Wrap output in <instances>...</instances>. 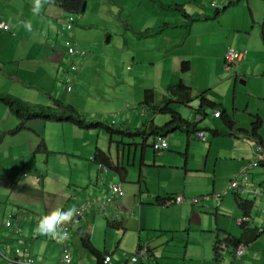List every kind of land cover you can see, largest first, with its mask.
I'll use <instances>...</instances> for the list:
<instances>
[{
	"label": "crops",
	"instance_id": "1",
	"mask_svg": "<svg viewBox=\"0 0 264 264\" xmlns=\"http://www.w3.org/2000/svg\"><path fill=\"white\" fill-rule=\"evenodd\" d=\"M208 2L210 12L205 8ZM224 2L87 0L86 11L89 3L92 8L94 4L98 17L107 5L111 15L107 19L116 20L120 29L114 32L115 49H104L100 34L95 44L83 42L86 27L92 25L85 15L76 24L72 16L69 36L59 30L68 25L70 15L49 0H0V23L10 28L0 29V94L34 105L68 99L76 106L71 100L75 87L90 71L99 76L97 71L104 69L120 89L110 95L90 94L88 98L99 106L84 113L117 125L122 132L109 135L69 123L33 120L11 134L19 120L0 103V264H28V259L34 264H63L62 240L40 235L36 230L40 219L72 210L86 199L106 198L115 183L125 191L117 206L88 212L66 240L72 264H217L215 244L221 241L225 247L226 238L238 239L242 218L260 234L248 244L240 243L245 247L240 257L226 248L220 264H264V195L236 190L225 195L219 207L212 200L206 206L189 200L223 191L259 156L257 147L264 150V0H228L220 8ZM216 9L218 15L208 17ZM98 24L105 37L108 20ZM66 37L80 49L99 48V53L95 49L85 58L75 57L82 61L70 91L65 86L72 75ZM106 39L104 44L114 37L107 34ZM229 49L243 51L244 59L226 71L224 55ZM182 62L189 63L188 71H181ZM180 81L191 88L187 104L169 93ZM146 90L153 91L150 104H145ZM166 105L190 126L165 132L168 148L158 155L150 127L171 121L170 113L160 111ZM215 111L221 115L214 116ZM210 118H220L222 124L208 125ZM227 118L234 122L231 129ZM256 122L261 123V143L251 134ZM136 129L140 131L133 133ZM211 130L223 134L214 136ZM52 131L56 137L50 139ZM202 131L204 141L197 137ZM98 150L118 170L96 161ZM248 175L252 183L264 186V162L249 169ZM176 194L185 201L164 204ZM237 196L252 203L249 214L237 207ZM111 212L122 219L112 220ZM83 235L90 238L95 255L82 246ZM142 244L148 246V256L132 262ZM106 256L110 261L104 263Z\"/></svg>",
	"mask_w": 264,
	"mask_h": 264
},
{
	"label": "trees",
	"instance_id": "2",
	"mask_svg": "<svg viewBox=\"0 0 264 264\" xmlns=\"http://www.w3.org/2000/svg\"><path fill=\"white\" fill-rule=\"evenodd\" d=\"M86 0H49V3L51 5H57L60 8H62L66 13L72 14V15H81L83 14L82 6L83 3ZM164 8H171L170 6H164ZM175 8H181L180 6H176ZM219 9H216L211 16H208L210 18L215 17L219 13ZM200 18V17H196ZM196 18H192L191 20L194 21ZM181 71L186 72L189 70V63L188 62H182L181 64ZM170 95L177 96V99L182 104H187V102L190 100L191 95V88L185 84L183 81H180L174 86L170 87L169 91ZM153 101V91L152 90H146L145 92V104H150ZM0 103L4 104L9 108V110L18 118L19 123L18 125L12 130L11 134H16L23 129H26L27 124L30 121L33 120H42V121H54L57 123H69L72 124L80 129H86V130H104L107 134L113 135V134H121V129L119 127H116L114 124H110L109 122H106L105 120L102 121H90L87 122L86 118L83 115H80L72 105L64 103L59 100H54L55 107H50L49 105L43 106V105H34L30 104L26 101H23L19 98H16L11 95H4L0 94ZM161 112L170 113L171 114V121L163 125L161 127L157 125H152L150 128L152 130V134L155 135V138L159 136H163L165 132H171L175 130H180L184 127L190 126L178 113H175L170 110L168 105L166 107L160 110ZM198 112L202 111L201 108L197 109ZM226 126L228 129H231L234 125L233 120L230 118H227L226 120ZM261 123L256 122L252 125L251 134L253 138L258 142L261 143V138L258 134V130ZM192 126V125H191ZM140 129H136L132 131L133 133L139 132ZM212 134L214 136L222 135L223 133H220L219 131H212ZM100 155H104L99 150L97 151L95 155V160L98 162L103 163L108 168H112L115 170H118V167L114 166L109 161H105L103 158L100 157ZM105 156V155H104ZM236 204L237 207L244 213L249 214V212L252 209V203L248 200H245L241 198L240 196L236 197ZM110 226L116 227L115 223H109ZM242 233L241 236L238 239L235 238H226L224 241L225 247L222 245L221 241H217V243L214 246V259L217 264L222 263L223 260V251L226 250V248H230V250L235 252V248L240 243L248 244L249 242L255 240L258 235L260 234L259 228H249L245 224L241 225ZM82 246L90 252V254L95 255L96 250L92 246V243L90 241V238L86 235H83L81 238Z\"/></svg>",
	"mask_w": 264,
	"mask_h": 264
},
{
	"label": "built area",
	"instance_id": "3",
	"mask_svg": "<svg viewBox=\"0 0 264 264\" xmlns=\"http://www.w3.org/2000/svg\"><path fill=\"white\" fill-rule=\"evenodd\" d=\"M72 27V17L70 16V22L68 25L64 28L70 29ZM0 29H3L5 31H9L10 28L5 23H0ZM64 47L66 50V53L69 57H86V51L83 49H80L77 47L76 43L72 41L71 39L66 38L64 40ZM244 59V52L238 51L235 49H229L225 55H224V69L226 71H230L231 69L235 68L239 65V63ZM71 76L67 77V84L66 89L70 91L72 89L71 84V78L74 79L77 76V67L75 64H72L71 66ZM221 115L220 111H215L214 116L219 117ZM200 117H197V120H199ZM205 132H197V137L204 141L205 139ZM154 151L156 154L160 155L162 154L167 148H168V141L166 137L159 136L157 137L152 145ZM259 156L251 161L247 167L242 170V172L239 175L238 179L232 180L223 191L214 192L212 195L207 196H196L190 198V203L192 205H203L206 206L208 204L209 200H212L214 205L216 207H219L223 197L229 193H232L236 190H240V192L246 193V194H253L255 196H263L264 195V186L256 185L252 183L248 178V170L254 167L259 166L261 163L264 162V150L261 146L257 147ZM110 194L106 198H100V199H86L84 201H80L78 205L72 209L74 210L73 218L71 221L65 223L62 225V232L61 235L64 236L63 239H61V249H62V255H63V264H72V253L69 250V248L66 245V240L69 238L72 232H76L80 222L85 218L88 212L90 211H96V212H105L107 209H113L117 206L118 201L122 199L125 196V191L121 185V183H115L111 184L109 186ZM185 201V197L182 194H176L174 196H170L167 199H165L164 204L170 205V204H180ZM68 211V210H66ZM110 217L114 221H120L122 218L118 213H110ZM245 221V218H242L238 220L239 224H243ZM11 225L10 221L6 222V226L9 227ZM244 245L239 244L235 248V256L240 257L244 252ZM148 246L146 244L140 245L139 249L136 251V253L131 256L130 260L132 262L138 261L139 258L147 257L148 256ZM110 261V257L106 256L104 257V263H107ZM28 264H34L33 259L27 260Z\"/></svg>",
	"mask_w": 264,
	"mask_h": 264
},
{
	"label": "rangeland",
	"instance_id": "4",
	"mask_svg": "<svg viewBox=\"0 0 264 264\" xmlns=\"http://www.w3.org/2000/svg\"><path fill=\"white\" fill-rule=\"evenodd\" d=\"M227 1L228 0H225V2H227ZM86 2H87V0H86ZM209 2H208V4H206V5L204 4V5H205V8L210 12L211 10L209 8L210 7ZM225 2H224V5L221 4L220 8H222L223 6H225ZM94 8H97V7L93 4V8H92V4L89 3V6L87 8V11L85 10L83 12V14H81V15H72V14H69V15L71 17L72 16H75V24L77 23L78 20L81 19V16H83V15H85L84 16L85 20L89 24H92V25H89V26L86 27V30H85L86 32L83 34V37L82 38H83V42L84 43H86V44H92V43H94L93 40L97 39L98 38L97 35L100 34L99 40L100 39L103 40L102 45H104L102 47H104V49H108V48L109 49H115V44L114 43L117 41L118 35H116V33H114V32H117L118 30H120L118 28L117 21L116 20L107 19V17L111 16L110 13H109V10H108L107 5H103L102 6V9L104 10V15H100L99 17L97 16L96 12L94 11ZM177 15L180 16L179 13H177ZM72 19H73V17H72ZM105 19L108 20L109 25H110V27H109V33H107V34L113 35V37H114V40H113L112 43L110 42V43H106V44H104V41L106 39L107 34L105 35V37H103L102 36V32L98 31V29H97V27L99 25L98 22L102 25V23L105 21ZM64 27H65V25L61 26L59 31L61 33H67L70 36V33H71L72 28L71 29H68V28H64ZM75 27L82 28V27L77 26V25H75ZM74 29H76V28H74ZM66 38L70 39L69 37H66ZM78 43H79V40H78ZM82 49L85 50L86 53H89V54H91V52H95V49H96V52L99 53V51H98L99 48H97V47H93V49H92L91 47L83 46ZM70 59H71V63L69 65L71 66L72 64H75L76 67H77V70H78V74H79V72H80V64H81V63H79V61H82V60H80V58H71V57H70ZM75 59H77V60H75ZM97 74H100V75L99 76L98 75L95 76L90 71L88 73V75L86 76L84 82L81 83L80 86H78V87H75L74 86L75 87V91L74 92L75 93H79L80 96L75 95V93L71 94L73 96V98L71 100L72 101H76V106H74V105H72V106L74 107V109L80 115H83L86 118L87 122L95 121V118L92 115H87L86 113H84V110H87L88 111V110H90L92 108H93V110H96V108L99 106V102H95L94 100H90L88 98V96L90 94H93V96H94V94H97L98 91H103L107 95H110L113 92V90L115 91V89L117 87H118V90L120 89L119 86L114 85V80L110 76L106 75V72H105L104 69L98 70L97 71ZM78 78H79V75H78ZM94 78H95V81L93 82V85H89V83H91V81H93ZM95 83H96V85H95ZM105 84L108 87H105L104 86ZM75 97H77V98L80 97V101L77 98H75ZM61 101L64 102V103H67V104H71V103L68 102V99H66L65 101H63V100H61ZM43 106H46V105H43ZM50 107H55L54 101L50 104ZM107 117L104 116L103 118H107ZM207 123H208V125L214 126L216 124H220L221 125L222 124V121H221L220 118H217V119H214V120L210 118L209 120H207ZM116 127H118V126L116 125ZM102 135H104V137H107V136H105V133L104 132L102 133ZM66 136H67V133H66ZM53 137H56V132L55 131H52V133L50 134V139L53 138ZM67 139H68V142L71 141V138H67Z\"/></svg>",
	"mask_w": 264,
	"mask_h": 264
},
{
	"label": "clouds",
	"instance_id": "5",
	"mask_svg": "<svg viewBox=\"0 0 264 264\" xmlns=\"http://www.w3.org/2000/svg\"><path fill=\"white\" fill-rule=\"evenodd\" d=\"M39 3L36 5L38 10ZM74 210L68 211H57L49 215L42 217L37 224V232L40 235L50 237V238H60L63 239L64 236L61 235L62 225L71 221L73 218Z\"/></svg>",
	"mask_w": 264,
	"mask_h": 264
},
{
	"label": "water",
	"instance_id": "6",
	"mask_svg": "<svg viewBox=\"0 0 264 264\" xmlns=\"http://www.w3.org/2000/svg\"><path fill=\"white\" fill-rule=\"evenodd\" d=\"M86 6H87V2L84 1L83 6H82V11H83V12L86 10ZM109 38H110V36L107 37V39H106L107 42L109 41Z\"/></svg>",
	"mask_w": 264,
	"mask_h": 264
}]
</instances>
